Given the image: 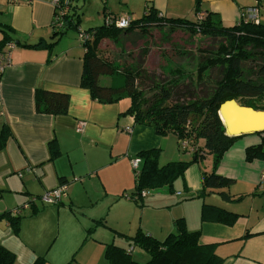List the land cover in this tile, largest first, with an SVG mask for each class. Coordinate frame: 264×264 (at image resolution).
Listing matches in <instances>:
<instances>
[{"label":"crops","instance_id":"1","mask_svg":"<svg viewBox=\"0 0 264 264\" xmlns=\"http://www.w3.org/2000/svg\"><path fill=\"white\" fill-rule=\"evenodd\" d=\"M78 1L74 2L77 7ZM147 2L149 0L144 6ZM255 5L256 0H200L199 11L216 12L222 24L229 26L240 20L244 8ZM257 9L259 21L264 22V6L258 5ZM104 12L103 6L102 18ZM53 17L51 0H0V22L10 25L15 32L14 38L21 43L53 40ZM62 36L64 34L59 36L51 52L13 45L8 62L0 72V129L6 125L10 132L0 149V214L21 207L19 214L12 213L21 216L17 233L13 232L6 219H0V246L14 254V264H32L37 257H44L45 264H97L98 261L102 264V251L104 255L106 245L114 243L112 239L103 243L104 249L101 250V245H95V242L94 245L86 244L88 248L81 250L75 247L77 240L74 238L67 240L65 245L56 242L53 247L56 235L51 237L47 224L41 222L43 213L40 210L47 206H55L58 210L62 201L45 205L40 201H27L30 197H38L48 189L65 184L69 209L72 210L74 188L85 192L86 182L92 180L105 197L113 192L116 200L118 194L122 195L132 184L131 181L130 196L134 192L131 159L138 157L140 150H162L164 153L158 158L160 164L188 159L187 153L180 154L179 141L175 136H159L150 126L134 123L131 116L121 113V106L115 102L101 103L92 99L88 91L79 86L84 48L78 36L74 40H65ZM107 41H100L99 51ZM37 87L68 93L66 113L36 112L34 92ZM124 127H130L131 131H125ZM52 141L59 153L50 157ZM259 141L258 135L241 136L223 153L216 165L217 173L231 179V183L221 189L228 198L222 196L218 189L191 197L201 189V171L212 169V156L205 155L209 157L204 167L197 163L189 165L182 181L184 189L191 195L181 200L198 197L201 198L200 205L198 202L185 205L183 210L161 220L156 229L143 225L141 220L133 233H123L124 236L127 238L141 229L161 240L172 231L173 220L183 218L188 230H199L200 243L213 244L214 252L223 258L222 264H264V187L258 186L264 159L256 158L250 162L244 159L245 148ZM163 189L171 193L167 187L154 190ZM209 193H215L226 201L225 204L204 200ZM130 196L128 199L136 205L146 195L136 201ZM202 203L221 206L237 214L235 221L231 225L201 221ZM25 204H28L27 208H22ZM33 208L36 210L34 214L24 215L25 209L31 212ZM92 228L84 230L86 238V232ZM83 245L84 242L80 247ZM145 255L146 260L148 257Z\"/></svg>","mask_w":264,"mask_h":264},{"label":"trees","instance_id":"2","mask_svg":"<svg viewBox=\"0 0 264 264\" xmlns=\"http://www.w3.org/2000/svg\"><path fill=\"white\" fill-rule=\"evenodd\" d=\"M72 0L64 8L61 26L52 24V39H39L35 43L19 42L14 38L13 28L0 22V57H6L13 45L30 49H46L49 52L59 36L69 28L78 29L79 9ZM82 4L86 0H81ZM200 0H195L192 18L167 16L156 9L149 1L138 18H128L125 28H118L115 20L120 16L104 12L102 22L94 27L83 29L90 38L80 41L84 48L79 86L85 88L91 98L101 103L116 102L123 97L129 98V105L123 114L131 116L134 123L150 126L159 136L169 134L179 141V151L188 154L186 160H172L159 164V148L140 150L137 156L141 159L139 172L134 175V192L130 198H140L142 191L167 187L173 192L176 179L183 181L185 169L198 163L205 155L212 156V169L201 171V189L191 197L203 195L216 190L228 198L221 189L231 183V179L215 171L223 153L243 135H228L218 115V106L229 99L254 110H264V22L249 21L240 18L233 25H223L216 12L199 11ZM264 6V0H256V5ZM58 13V12H56ZM110 21V22H109ZM169 28L170 31L185 30L192 35H200L217 41L214 49L206 50L196 69L197 84L201 75L207 70L216 71L211 87L204 91L194 87L179 93V87L172 81L154 83L149 96L144 95L137 87V77L141 68L131 65L119 66L109 58L101 55L98 45L101 40H114L121 34L137 30L148 35L152 29ZM57 36V37H56ZM56 37V38H55ZM50 59V58H49ZM49 59L47 60L49 62ZM120 75L119 78L115 77ZM69 95L65 92L35 88L34 106L38 113L51 115L64 114L68 109ZM9 129L4 125L0 129V149L6 143ZM260 141L249 145L244 150L247 162L253 159H264V130L253 132ZM185 144V146H184ZM50 157L57 151L54 142H50ZM31 198V197H30ZM30 198L27 201H30ZM36 210L31 209V214ZM14 210L0 214L6 219L14 233L18 231L20 215ZM237 214L217 205L202 203L201 221H214L231 225ZM129 247L108 243L104 257L108 264H222L223 258L214 252L213 244L199 242V230H188L183 218L173 220L172 231L163 239L137 229L127 236ZM138 247L147 254L145 262L133 259L131 250ZM14 254L0 246V264H14ZM32 264H45L44 257H37Z\"/></svg>","mask_w":264,"mask_h":264},{"label":"rangeland","instance_id":"3","mask_svg":"<svg viewBox=\"0 0 264 264\" xmlns=\"http://www.w3.org/2000/svg\"><path fill=\"white\" fill-rule=\"evenodd\" d=\"M145 1L86 0L82 4V1L79 0V27L86 29L89 26L99 25L103 20L101 13L103 6L105 11L119 14L127 19L140 17ZM151 2L156 9L167 16L194 17L193 7L195 0H151ZM76 37L77 30L69 28L62 36V39L74 40ZM103 46L100 50L101 55L109 58L119 66L131 65L141 68V73L137 77V87L142 89L146 96L150 95L151 87L154 83L165 81H172L177 84L180 94H182V91L193 87L196 90L199 87V89L204 91L206 88L211 87L212 80L209 77H214L217 74L212 69L206 70L201 75L202 82L200 85L197 84L196 69L200 57L203 53H207V49H214L217 46V41L200 35H192L181 29L170 31L169 28L162 27L160 29H152L148 35H142L137 30H134L127 34H121L114 40H108ZM58 47L59 45L56 46V49ZM115 77L119 78L120 75ZM115 105L121 106L123 111L129 105V98L123 97L116 101ZM163 153L161 150L159 156L163 155ZM180 154L183 155L184 153L181 152ZM186 156L188 157L187 154ZM208 157L201 159L197 165L204 167V162L208 160ZM115 171L116 169L114 170L113 168V173ZM133 173L134 171L132 176ZM131 182L132 184L127 186L122 195L118 194L116 200L112 196L113 192L108 193V197H105V194L103 195L99 191L96 183L90 180L86 182L85 192L78 187L74 188L73 199H71L72 210L69 209V197H66L68 192L62 198V204L57 207L58 210H55V206L42 207L40 210L43 213L41 222L47 224L51 237L56 235L53 247L56 242L65 245L67 240L75 238L77 240L75 247L77 246L81 250L86 247V244L94 245L95 242V245L100 244V249L103 250V243H107L111 239L115 244L128 248L129 245L124 234L133 233L139 221L142 220L143 225L156 229L158 227L157 224L161 220L163 221L170 217L175 211L183 210L185 205H191L196 202L200 205L201 202V198L198 197L181 200L189 197L191 193L184 189L180 179H176L173 183V192L167 193L164 189L157 191L148 190L146 196L139 199L135 205L128 199L133 188V181ZM177 192L180 195L177 196ZM108 198H112V200L110 201ZM204 200H214L218 204H225L226 202L215 193L207 194ZM163 201L170 202L163 204ZM139 204H142V206H139ZM30 214L29 209L24 210L25 216ZM98 219H100L99 222L96 221ZM92 226V230L88 229V232H86L88 236L86 238L84 230L86 227ZM91 237L98 241L91 239ZM83 242L84 245L80 247ZM145 254L138 247H134L133 251H131L133 259L139 262H145L148 259H144ZM140 255H143V257ZM101 259L102 264H107L103 251ZM97 264H100V262L98 261Z\"/></svg>","mask_w":264,"mask_h":264},{"label":"built area","instance_id":"4","mask_svg":"<svg viewBox=\"0 0 264 264\" xmlns=\"http://www.w3.org/2000/svg\"><path fill=\"white\" fill-rule=\"evenodd\" d=\"M24 1H30V0H24ZM72 0H51V3L54 7V23L56 27L61 26V21H58L59 18L61 19L62 14L64 12V8H66ZM258 6H251L244 8L241 11V18L244 20L259 21V12L257 9ZM58 12V13H56ZM110 22V21H109ZM128 24V19L120 16L117 20H115V25L118 28H125ZM77 36L80 41H85L90 38L89 33L85 32L83 29L78 28L77 29ZM8 62V55L4 57H0V72L4 68L5 64ZM264 102V100H263ZM125 131H131L130 127H124ZM185 146V144H184ZM141 159L139 157H135L131 159V165L134 170V175H137L139 172ZM258 186L264 187V168L260 171L259 177H258ZM66 194V185L60 184L56 187H53L51 189L46 190L38 197H31L30 202L34 201H40L41 203L45 205H53L57 204L61 201V198ZM146 191H142L140 193V196H145ZM28 204H25L22 208H27ZM14 212L19 214L21 212V207H18L14 209Z\"/></svg>","mask_w":264,"mask_h":264},{"label":"water","instance_id":"5","mask_svg":"<svg viewBox=\"0 0 264 264\" xmlns=\"http://www.w3.org/2000/svg\"><path fill=\"white\" fill-rule=\"evenodd\" d=\"M218 115L228 135L251 134L264 130V110H254L229 99L218 106Z\"/></svg>","mask_w":264,"mask_h":264}]
</instances>
